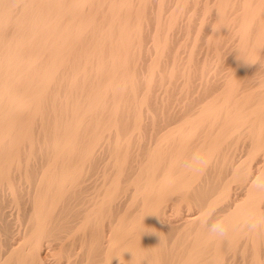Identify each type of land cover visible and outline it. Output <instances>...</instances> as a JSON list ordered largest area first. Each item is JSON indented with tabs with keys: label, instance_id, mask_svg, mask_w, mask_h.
I'll return each instance as SVG.
<instances>
[{
	"label": "bare ground",
	"instance_id": "6f19581e",
	"mask_svg": "<svg viewBox=\"0 0 264 264\" xmlns=\"http://www.w3.org/2000/svg\"><path fill=\"white\" fill-rule=\"evenodd\" d=\"M262 178L264 0H0V264H264Z\"/></svg>",
	"mask_w": 264,
	"mask_h": 264
},
{
	"label": "clouds",
	"instance_id": "9594fccd",
	"mask_svg": "<svg viewBox=\"0 0 264 264\" xmlns=\"http://www.w3.org/2000/svg\"><path fill=\"white\" fill-rule=\"evenodd\" d=\"M206 164V159L199 153H194L191 160L186 162L185 166L198 171ZM253 190L257 194H264V178L258 179L254 185ZM215 214V209H209L207 214L202 219V224L207 232L215 238L227 239L230 233V224L224 219H217L212 221L211 217ZM211 221V222H210ZM264 224V217H258L255 214L249 213L247 215L245 226L249 231H256Z\"/></svg>",
	"mask_w": 264,
	"mask_h": 264
}]
</instances>
